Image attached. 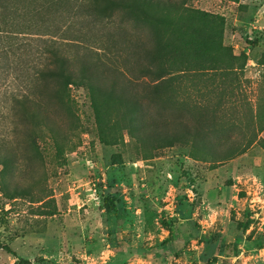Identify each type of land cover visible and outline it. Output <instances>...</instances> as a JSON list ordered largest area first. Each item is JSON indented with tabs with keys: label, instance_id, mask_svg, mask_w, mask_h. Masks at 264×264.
<instances>
[{
	"label": "rangeland",
	"instance_id": "1",
	"mask_svg": "<svg viewBox=\"0 0 264 264\" xmlns=\"http://www.w3.org/2000/svg\"><path fill=\"white\" fill-rule=\"evenodd\" d=\"M185 7L181 28L222 70L171 86L160 122L199 132L168 146L131 137L112 105L96 120L84 84L42 96L53 37L26 18L2 29L0 238L25 262L0 250V264H264V0ZM26 98L49 118L24 114Z\"/></svg>",
	"mask_w": 264,
	"mask_h": 264
},
{
	"label": "trees",
	"instance_id": "2",
	"mask_svg": "<svg viewBox=\"0 0 264 264\" xmlns=\"http://www.w3.org/2000/svg\"><path fill=\"white\" fill-rule=\"evenodd\" d=\"M186 1L0 0V32L23 27L20 19L26 18L31 21L25 26L53 37L42 53L46 63L35 76L42 96L63 101L70 87L84 84L96 120L104 105H112L117 108L115 122L131 137L168 146L199 132L196 124L171 127L160 122L171 86L186 71L222 70L220 57H213L206 44L201 48L181 28L195 18ZM221 77L226 89L228 76ZM19 102L33 120L49 118L38 103L30 107L27 98ZM55 128L59 133L58 124ZM0 250L25 262L1 238Z\"/></svg>",
	"mask_w": 264,
	"mask_h": 264
},
{
	"label": "built area",
	"instance_id": "3",
	"mask_svg": "<svg viewBox=\"0 0 264 264\" xmlns=\"http://www.w3.org/2000/svg\"><path fill=\"white\" fill-rule=\"evenodd\" d=\"M90 194H91V199L94 202H99L100 201V196L98 195V188L95 182H91L90 184Z\"/></svg>",
	"mask_w": 264,
	"mask_h": 264
}]
</instances>
